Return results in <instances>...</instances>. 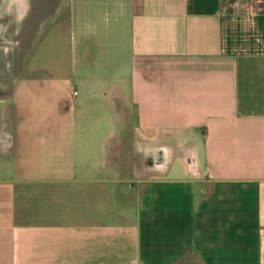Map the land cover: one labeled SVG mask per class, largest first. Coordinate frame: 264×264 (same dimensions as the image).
Here are the masks:
<instances>
[{
  "label": "crops",
  "instance_id": "0c3cea01",
  "mask_svg": "<svg viewBox=\"0 0 264 264\" xmlns=\"http://www.w3.org/2000/svg\"><path fill=\"white\" fill-rule=\"evenodd\" d=\"M69 2L72 63L112 54L108 92L141 152L133 179L109 175L105 154L92 175L61 174V144L16 154L0 264H264V0Z\"/></svg>",
  "mask_w": 264,
  "mask_h": 264
},
{
  "label": "rangeland",
  "instance_id": "374dc122",
  "mask_svg": "<svg viewBox=\"0 0 264 264\" xmlns=\"http://www.w3.org/2000/svg\"><path fill=\"white\" fill-rule=\"evenodd\" d=\"M0 12V149L5 151V157L0 151V176L12 173L16 154L28 155L31 143L45 147L51 142L69 151L58 162L61 174L92 175L90 160L105 154V168L114 165L111 172L107 169L109 175L133 179L130 167L141 152L134 143L140 144V139L129 133L126 103H116L108 92L113 56L98 47L96 64L90 60L87 64L80 56L81 62L73 65L70 31L64 36L70 26L69 0H0ZM75 28L74 37L79 41L80 25ZM92 63L99 72H90L87 66ZM79 77L89 82L79 86ZM52 128L55 134L47 136ZM112 143L118 144L116 151L110 149ZM19 148H23L21 152ZM85 150L91 152L83 155L80 151ZM52 163L57 165L56 160ZM64 164H71L72 170L67 171ZM122 185L113 183L116 194ZM187 264L202 262L196 258Z\"/></svg>",
  "mask_w": 264,
  "mask_h": 264
},
{
  "label": "bare ground",
  "instance_id": "6f19581e",
  "mask_svg": "<svg viewBox=\"0 0 264 264\" xmlns=\"http://www.w3.org/2000/svg\"><path fill=\"white\" fill-rule=\"evenodd\" d=\"M5 3V2H4ZM15 4H16V2H15ZM6 6H8V5H6ZM3 7V6H2ZM16 10V9H15ZM2 11V10H1ZM6 11V10H5ZM12 12V11H11ZM1 13V12H0ZM15 13H16V11H15Z\"/></svg>",
  "mask_w": 264,
  "mask_h": 264
}]
</instances>
